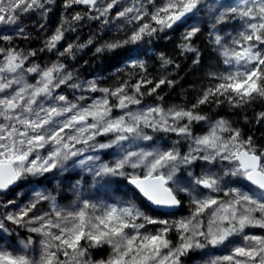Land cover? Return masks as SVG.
Masks as SVG:
<instances>
[{
    "label": "snow or ice",
    "instance_id": "6c2138e0",
    "mask_svg": "<svg viewBox=\"0 0 264 264\" xmlns=\"http://www.w3.org/2000/svg\"><path fill=\"white\" fill-rule=\"evenodd\" d=\"M54 5L0 0V264H264V142L210 114L264 101V0H60L17 47ZM89 46L123 50L124 77L81 79L64 61ZM179 58L203 72L188 104L161 94Z\"/></svg>",
    "mask_w": 264,
    "mask_h": 264
},
{
    "label": "trees",
    "instance_id": "16d2710c",
    "mask_svg": "<svg viewBox=\"0 0 264 264\" xmlns=\"http://www.w3.org/2000/svg\"><path fill=\"white\" fill-rule=\"evenodd\" d=\"M131 2V0H129ZM60 5V0H56V5L53 6L52 11L47 17L48 29L45 33L37 34V29L35 28L36 21L39 20V17H31L24 20V24L27 29L32 31V38L25 42L23 39H17L15 41L17 47L22 49L27 48H38L40 47V41L45 34H50L51 30L59 23L60 14L63 11L62 6ZM114 14V13H113ZM94 30V26L91 24H86L85 26L78 29L77 33L66 34V38H71L72 40L76 39V36L79 35L80 40L84 41L90 35V31ZM117 30L114 28L109 35L115 36ZM178 33H173L170 40H158L153 41V44L156 45L159 50H171L173 47L172 41L176 40ZM64 42L62 41L61 44ZM93 49L91 46L85 48L81 52H78L75 60L65 59V63L73 64L79 69V74L81 79H93L96 78L101 81V86H108L109 84L114 83L116 80L124 77V73H118V68H123L124 63V52L123 50H117L116 52H106L103 55L94 56ZM210 50H204L205 62ZM151 55V53H149ZM49 58L48 54H41V59L37 62L44 64ZM55 59V57H52ZM88 61V63H85ZM177 62L180 64V67L172 73L176 78V84L171 88H166L163 93L165 102L168 103H185L195 102V98L204 84L203 72L198 70L196 67L191 65L190 60H185L184 58H179ZM63 87V86H62ZM162 88L164 86H161ZM69 98H71V90H67ZM159 91V89L157 90ZM94 95H100L95 93ZM155 93L151 97L146 96L145 102H151L154 98ZM205 107V106H201ZM264 111V101L257 100L253 104L247 106L243 110L235 109L230 110L228 106L222 105L219 108H213L210 110V114L215 116L217 112L230 117L233 120H236L239 125L242 126L243 132L245 135L253 136L254 140L259 142H264V123H259L255 119V114ZM238 113V115H236ZM247 116L248 120L245 121L244 117ZM150 131V130H149ZM170 143V141H169ZM53 185L59 187V181H53ZM65 194L69 198L68 200L62 201V203H68L73 198L72 193L64 189ZM185 214L187 213V206L184 209ZM261 230L255 229L253 232H259ZM23 234V233H22ZM232 246L227 245L223 246V250L216 251L215 254H227L228 250ZM94 257L96 259L107 258L106 252L104 250H98L94 252ZM206 258V257H205ZM193 264H200L199 258H196L193 261Z\"/></svg>",
    "mask_w": 264,
    "mask_h": 264
},
{
    "label": "rangeland",
    "instance_id": "374dc122",
    "mask_svg": "<svg viewBox=\"0 0 264 264\" xmlns=\"http://www.w3.org/2000/svg\"><path fill=\"white\" fill-rule=\"evenodd\" d=\"M252 230H254V229H252ZM239 239H240L239 237L236 238L237 242H239ZM230 246H232V245H230ZM222 248H223V246L220 249H217L216 251L220 252L221 250H223Z\"/></svg>",
    "mask_w": 264,
    "mask_h": 264
}]
</instances>
